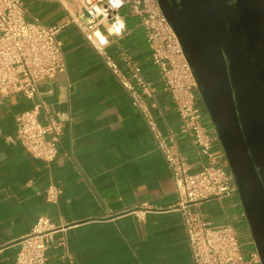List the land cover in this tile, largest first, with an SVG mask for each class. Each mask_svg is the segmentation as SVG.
Returning a JSON list of instances; mask_svg holds the SVG:
<instances>
[{
  "label": "crops",
  "instance_id": "0c3cea01",
  "mask_svg": "<svg viewBox=\"0 0 264 264\" xmlns=\"http://www.w3.org/2000/svg\"><path fill=\"white\" fill-rule=\"evenodd\" d=\"M29 16L52 24L82 9L81 0H25ZM69 11H68V10ZM127 31H106L108 52L125 67L126 52L142 65L156 88L155 113L164 132L173 134L193 172L207 158L193 136L181 129L173 96L164 90L140 16L124 8ZM65 70L40 82L38 93L0 100V264H13L20 240L46 215L57 226L48 239L45 264H195L185 231L173 171L132 97L105 65L76 24L58 34ZM198 92V90H197ZM41 104L40 119L53 114L64 123L59 153L52 162L33 157L16 139L20 113ZM204 123L215 126L205 110ZM214 149H222L215 140ZM62 188L57 203L46 189ZM149 207L143 217L138 209ZM214 224L231 223L249 255L255 242L238 195L194 206Z\"/></svg>",
  "mask_w": 264,
  "mask_h": 264
},
{
  "label": "built area",
  "instance_id": "2783aa9c",
  "mask_svg": "<svg viewBox=\"0 0 264 264\" xmlns=\"http://www.w3.org/2000/svg\"><path fill=\"white\" fill-rule=\"evenodd\" d=\"M81 4L80 11L71 13L67 9L69 13L65 18L47 24L39 16H29L25 0H0V100L16 93L32 98L38 93L42 80L65 70L67 60L58 34L67 24H76L132 97L133 104L144 116L155 142L173 171L179 196L176 207L182 210L195 264H262L257 249L249 255L244 252L233 224H214L202 210L194 209V206L208 200L233 195L240 197V194L223 146L220 150L213 147L214 141H220V137L216 129L210 132L204 123L207 108L197 77L160 1L81 0ZM115 4H119V7H115ZM127 6L140 16L152 60L162 74L163 88L172 94L182 117V131L193 136L199 153L207 158L195 172L191 170L189 159L174 142L173 134L164 132L159 123L155 113L156 103L152 100L156 96V88L145 77L142 65L123 52V67L107 50L110 39L106 31L116 36H123L127 31L123 13ZM40 113L41 104H36L19 114L16 139L33 157L49 163L59 153L64 123L53 114L42 121ZM61 193L60 186L51 184L46 189L47 200L57 203ZM148 208L144 204L136 211L137 215L143 217ZM56 229L57 226L48 216H40L33 232L20 240L13 264H45L48 239Z\"/></svg>",
  "mask_w": 264,
  "mask_h": 264
},
{
  "label": "water",
  "instance_id": "95a60500",
  "mask_svg": "<svg viewBox=\"0 0 264 264\" xmlns=\"http://www.w3.org/2000/svg\"><path fill=\"white\" fill-rule=\"evenodd\" d=\"M199 83L264 264V0H159Z\"/></svg>",
  "mask_w": 264,
  "mask_h": 264
},
{
  "label": "flooded vegetation",
  "instance_id": "af4514ba",
  "mask_svg": "<svg viewBox=\"0 0 264 264\" xmlns=\"http://www.w3.org/2000/svg\"><path fill=\"white\" fill-rule=\"evenodd\" d=\"M173 6L178 7L180 0H168Z\"/></svg>",
  "mask_w": 264,
  "mask_h": 264
},
{
  "label": "clouds",
  "instance_id": "9594fccd",
  "mask_svg": "<svg viewBox=\"0 0 264 264\" xmlns=\"http://www.w3.org/2000/svg\"><path fill=\"white\" fill-rule=\"evenodd\" d=\"M114 6H115V7H119V4H115ZM117 31H118V29H117Z\"/></svg>",
  "mask_w": 264,
  "mask_h": 264
}]
</instances>
